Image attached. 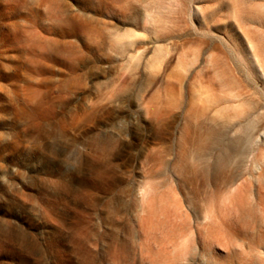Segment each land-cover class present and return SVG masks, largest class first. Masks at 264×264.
Wrapping results in <instances>:
<instances>
[{"label": "rangeland", "instance_id": "1", "mask_svg": "<svg viewBox=\"0 0 264 264\" xmlns=\"http://www.w3.org/2000/svg\"><path fill=\"white\" fill-rule=\"evenodd\" d=\"M0 264H264V0H0Z\"/></svg>", "mask_w": 264, "mask_h": 264}]
</instances>
